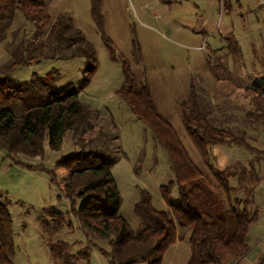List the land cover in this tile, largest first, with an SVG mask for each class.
Instances as JSON below:
<instances>
[{
  "label": "rangeland",
  "instance_id": "374dc122",
  "mask_svg": "<svg viewBox=\"0 0 264 264\" xmlns=\"http://www.w3.org/2000/svg\"><path fill=\"white\" fill-rule=\"evenodd\" d=\"M91 7V0H48L49 21L44 26L58 15L67 16L95 49V69L78 92L90 126L80 137L67 129L58 150H52L45 139L43 156L8 155L0 146V200L12 219V264H61L55 255L59 241L69 243L67 252L87 243L73 218L71 228L42 229L37 219L42 209L64 212L69 202L62 195L60 177L51 182L46 171L26 164L50 168L55 160L74 152L101 154L111 161L121 198L119 213L131 229L140 226L134 203L141 189L150 193L156 208H166L159 187L172 178L169 161L149 127L118 94L124 80L122 60L128 62L135 79L151 89L158 111L176 130L205 179L219 186L211 171H240L238 182L243 180L245 189L233 195H244L257 207L258 216L264 214V122H252L244 115L251 107L245 87L264 75V0H101L98 19ZM16 15L18 21L8 28L9 34L17 23L18 35L26 36L29 43L40 42L44 36H35L29 28L32 24H21L19 12ZM98 24L112 41L111 53ZM12 40L8 34L0 39V78L27 81L38 77L57 88L78 83L86 73L88 59L81 53L64 56L63 42L52 53V47H42L45 52L36 48L38 60L6 71ZM192 93L212 124L242 132L251 147L228 150L216 146L215 155L211 152L207 160L202 158L180 113L181 101ZM14 95L10 105L19 114L25 104L21 97L14 100ZM236 178L229 176L230 184L236 185ZM171 197L175 198V189ZM187 243L183 239L180 246L168 247L162 264H183L189 257ZM71 264L108 263L98 250L90 248L88 258H77Z\"/></svg>",
  "mask_w": 264,
  "mask_h": 264
},
{
  "label": "trees",
  "instance_id": "16d2710c",
  "mask_svg": "<svg viewBox=\"0 0 264 264\" xmlns=\"http://www.w3.org/2000/svg\"><path fill=\"white\" fill-rule=\"evenodd\" d=\"M47 2L0 0V39L7 34L14 37L6 71L38 60L36 48L45 52L41 51L42 47L47 46V50L52 47V53L60 49L62 42L64 56L81 53L88 59V66L78 83L69 82L57 88L46 85L47 82L38 77L27 81L7 76L0 78V146L8 155L43 156L45 139L52 150H58L67 129L80 137L86 126H90L78 92L88 83L95 69V49L67 16L58 15L44 28L49 21L45 9ZM100 3L101 0H91V13L96 19L99 18ZM16 12L20 14L21 24L29 22L35 36H44L40 42L29 43L26 36L18 35L17 23L9 34L8 28L14 24ZM98 27L111 53L112 41L106 38L99 24ZM17 36L19 40L15 41ZM121 70L124 80L118 89L119 96L149 127L169 161L172 178L159 187L166 208H156L150 193L141 189L134 203L140 226L131 229L119 213L121 198L111 173V161L101 154L74 152L55 160L50 168L26 164L29 168L46 171L51 182L60 177L62 195L69 202V209L64 212L53 207L42 209L37 216L42 229L54 232L62 227L71 228L74 219L87 241L75 252H67L69 243L59 241L55 250L57 259L61 264H71L77 258H88L89 249L95 248L108 264H162L168 247L188 233L189 257L183 264H235L248 251L249 231L258 219L257 207L247 197L233 195L245 189L246 183L238 182L241 172L231 171L232 168L214 169L211 172L219 186L210 184L176 130L158 111L151 89L135 79L126 60H122ZM12 93L14 100L21 97L25 104L19 114L12 111L10 105ZM245 94L251 106L245 110V118L264 122V75L245 87ZM191 95L180 103L181 119L202 158L207 160L211 152L215 155L216 146L228 150L234 146L251 147L242 132L227 125L212 124L201 110L196 95ZM229 176H237L236 185L230 184ZM172 189H175L174 199ZM11 223L8 208L0 200V264H12L13 261ZM263 262L264 257L259 264Z\"/></svg>",
  "mask_w": 264,
  "mask_h": 264
},
{
  "label": "crops",
  "instance_id": "0c3cea01",
  "mask_svg": "<svg viewBox=\"0 0 264 264\" xmlns=\"http://www.w3.org/2000/svg\"><path fill=\"white\" fill-rule=\"evenodd\" d=\"M264 214L261 213L258 219L253 223L249 231V249L246 254L239 259L235 264H259L264 257ZM187 239V235H184L181 240ZM180 239L176 240L171 246H180ZM170 246V247H171ZM188 248V243H187ZM264 264V262H263Z\"/></svg>",
  "mask_w": 264,
  "mask_h": 264
}]
</instances>
